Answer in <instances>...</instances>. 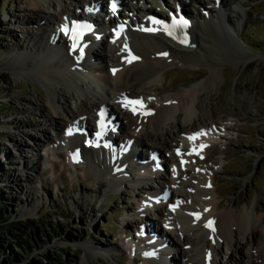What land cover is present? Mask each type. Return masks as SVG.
<instances>
[{
    "label": "rangeland",
    "instance_id": "rangeland-1",
    "mask_svg": "<svg viewBox=\"0 0 264 264\" xmlns=\"http://www.w3.org/2000/svg\"><path fill=\"white\" fill-rule=\"evenodd\" d=\"M24 1L0 0L1 196L3 202L9 204L6 209L9 220L22 222L21 233H29L36 242L30 244L28 238L20 233L23 246L30 247V251L22 255L20 263L31 259L43 260L50 251H61L65 255V264H133L134 256L139 258L137 264H146L141 253L132 251L129 246L139 245L135 240L145 221L160 229L165 225L154 209H141L140 201L146 191L159 199V202H153L155 205H165L167 202L160 203L159 197L167 200L173 192V185L169 186L166 182L161 192L154 180L148 182L150 185L145 190L141 189L142 185H146L145 181H139L140 186L133 187L126 180L118 191L107 174L75 170L71 154L60 147L57 140V134H61L60 127L53 122L46 123L43 119L45 114L39 112L48 106V99L55 91L58 97L66 98V105H74L75 97H68L73 88L64 82L54 87L47 86L33 74L19 77L18 70L10 65L12 55L25 49L27 43L26 40L21 41L23 34L20 29L13 30L17 25L10 23L14 15L27 12L22 10ZM152 1L156 8L162 7L154 3L155 0H133V7L129 4L128 9L133 13L138 5L137 14L141 16ZM198 1L199 6L195 10L198 12L194 14L196 18L199 21L215 19L211 0ZM190 3L195 4L194 0ZM224 3L227 29H233L235 34L232 36L238 45L225 40L219 33L213 39L225 44L229 56L237 57L238 64L235 65L234 59L225 60L215 85L197 95V108L191 121L199 127L198 118L202 119L210 125V130L204 131L202 141H198V151L201 152L196 157L200 159V170L192 166V172L185 178L193 184L199 174L208 178L213 173L220 210H242L244 207L251 210L255 205V215L261 219L264 218V0H224ZM52 14L56 19L59 17L58 12ZM101 52L96 51L103 54ZM202 61L199 64L174 63L165 68L164 78L160 77L152 83L153 87L162 89L161 92L156 94L151 87L144 90L148 103L155 105L161 97L184 93L191 85L201 81L209 73V62ZM25 63L32 65L31 60L26 59L17 67ZM105 89L111 97L114 95L115 89ZM108 100H105L108 105L113 104ZM119 107L115 105L116 110H120L121 105ZM125 110L130 116L134 115L131 109ZM60 115L54 119L61 126L67 118L64 114ZM47 118L51 119L49 115ZM184 122L181 116L180 125L183 126ZM166 125L170 133L165 138L171 141L177 130L175 119L167 121ZM121 135L118 139H122ZM143 139L147 140L144 136ZM142 152L152 162L153 156L147 149ZM160 162H163L162 159ZM168 167L162 171L166 177L170 173ZM176 191L181 194L183 203L190 201L191 189L177 186ZM168 218L172 225L179 220L174 213ZM262 225L264 227V222ZM52 229L56 230L53 234L50 233ZM184 232L195 237L192 230ZM172 234L168 237L162 235L163 242L174 261L180 263L177 258L181 246L179 232L176 229ZM207 237L211 240V236Z\"/></svg>",
    "mask_w": 264,
    "mask_h": 264
},
{
    "label": "bare ground",
    "instance_id": "bare-ground-1",
    "mask_svg": "<svg viewBox=\"0 0 264 264\" xmlns=\"http://www.w3.org/2000/svg\"><path fill=\"white\" fill-rule=\"evenodd\" d=\"M118 1L121 3V10L106 11L107 15H112L111 18L119 14L122 16L124 10L130 12L128 3L133 7V0ZM190 1L177 0L179 8L189 19V24L180 37L169 34L167 29L159 28L165 14L156 11L152 1L142 13L145 19L142 16L141 20L142 17H140L136 24L135 21L132 24L122 21L114 24L116 31H122L119 38L115 37L113 32L99 40L94 36L91 39L86 37L81 40L77 48H73L69 42V37L72 35H64L56 28H61L70 18L79 13L78 9L73 11L71 9H76L77 6L82 7L83 3H87L94 7L92 10H95L101 4V0H25L22 10H27V12L14 15L10 23L17 25L13 30L20 29V33L23 34L21 41L26 40L27 43H25V49L12 55L10 65L18 70L19 77L33 74L47 86L54 87L64 82L73 88L68 97H75L74 105L71 106L68 103L66 105L64 103L66 98L58 97L55 91L48 99V106L39 112L45 114L43 119L46 123L53 122L56 127H60L61 134H57L59 138L57 140L60 147L66 149L69 155L71 154L73 158V163H71L75 170L84 169L91 170L95 174H107L108 177L111 176L115 190H118L126 180L132 183L133 187H139L138 182L145 181L146 185H142L141 189L150 185L148 182L154 180L157 182V189L161 192L166 182L169 186L173 185V192L169 198H166L167 200L159 197L160 203L167 202L160 206L150 201L152 197H156L154 194L140 191L144 193L140 201L141 209L151 207L159 214V219H162L165 225L163 229L156 225L150 228L147 218L144 222L145 226L141 229L145 234L141 235L140 231L136 240L133 237L139 245L135 243L136 245H131L129 248L134 252L139 251L142 258L146 260V264H264V227L262 225L264 218L260 219L255 215V205L251 210L247 207L242 210L234 208L220 210L221 203L214 184L213 173L208 178L199 174L194 185L187 182L185 178L192 172V166L200 170L198 167L200 159L196 157L201 152L198 151L200 148L198 141L203 139L204 134L200 133L210 130V125L202 119L198 118L199 127L191 121L194 109L197 108L195 105L197 95L215 85L216 79L221 75V65L225 60L234 59L235 65L238 64L237 57L229 56L227 46L220 40L216 42L213 39L219 33L225 40L237 44L232 36L233 30L227 29L228 21L224 0H211L213 7V12H211L215 13L216 18H207L202 21L194 15L198 12L195 10L200 1L194 0L195 4H191ZM155 2L162 5L166 0H155ZM138 9L137 5L133 12L137 14ZM54 11L59 13L57 19L52 14ZM206 12L208 13L207 10ZM98 14L101 16L102 13ZM79 17L75 18L76 22L81 19ZM64 18L67 21L63 20ZM149 18H153V23ZM82 21L86 20L82 19ZM87 21L93 23L94 28L92 32L84 33L85 35H95L99 32L98 23L101 24L102 20L96 22L89 17ZM154 21H159V23H154ZM57 22L60 24L55 28ZM120 23L121 26H119ZM148 26L156 27L155 32L150 33L143 29ZM88 40L91 41V45H87ZM96 47L99 49L96 50ZM96 51H102L103 54L96 53ZM26 59L31 60L32 65H28L27 62L17 67ZM202 60L209 62V73L201 81L191 85L184 93L176 94L174 97L168 95L161 97L156 100L155 105L148 103L144 90L151 87L156 94L161 92L162 89L153 87L152 83L160 77L164 78L165 68L174 63L199 64L203 62ZM105 87L115 89L112 97L106 89L103 90ZM106 98L113 103L108 106L106 119L110 115H115L114 125L117 127V134L111 135L112 138L108 136L107 143L105 140L100 143L99 139L92 137L94 130L89 127V123L96 117L98 106L104 103ZM128 101H140V103L130 104L127 103ZM115 105L117 108L121 105V109L116 110ZM125 109H131L134 115L130 116L131 114L129 115ZM60 114H64L67 118L64 122H68L67 125L63 123L60 126L59 121L54 119ZM48 115L51 119L47 118ZM181 116L185 119L183 126L179 123ZM173 118L177 125L176 133L173 135L178 138L168 141L165 135L170 131L166 124ZM70 126L84 127L90 131L88 133L91 139L87 145L83 142L82 135L70 131ZM120 133L122 139H118ZM143 136L147 140H144ZM189 137L194 138L189 139ZM79 144L83 148L80 158L75 155ZM144 147L155 157H160L163 162L161 163L160 160L155 162L154 159L152 162L149 161L142 152L143 149L146 150ZM155 150L159 154L152 152ZM190 160L194 165L190 164ZM167 165L170 171L169 175L167 174L168 177L162 173L167 169ZM177 186L187 187L189 191L190 189L193 191L190 192L188 203L181 201L182 196L176 191ZM149 187L152 188V186ZM173 213L177 214L179 219L177 223L175 222L178 228L176 224L172 225L171 219L168 218ZM196 214L199 215V219L196 218ZM209 220L213 221L211 228L205 227ZM258 227L261 228L258 229ZM176 229L181 242L177 253L180 263L174 261L175 258L167 251L162 238V235L171 236L170 234ZM187 230H192L195 237L185 234L184 231ZM154 235H157V238L152 241L151 238ZM208 235L211 236V240L207 239ZM240 239L244 242L242 243ZM189 246L192 248L189 249ZM149 252H155V254ZM156 252L159 253L156 254ZM138 262L139 258L134 256L132 263L137 264Z\"/></svg>",
    "mask_w": 264,
    "mask_h": 264
},
{
    "label": "trees",
    "instance_id": "trees-1",
    "mask_svg": "<svg viewBox=\"0 0 264 264\" xmlns=\"http://www.w3.org/2000/svg\"><path fill=\"white\" fill-rule=\"evenodd\" d=\"M2 188L0 187V264H22L20 263L22 255L30 250L28 249L29 245L25 247L23 246L19 239L20 236L22 234L26 236L30 244H35L36 242L29 233H26L25 231L21 233L22 222L19 220H9V215L6 214V209L9 207V204L3 202L4 199L1 196L3 193ZM55 231V229H52L50 230V233L53 234ZM48 236H50V234ZM45 237L47 236L45 235ZM43 258V260L31 259V261L23 264H65L66 260L64 253L61 251H50L49 254L45 255Z\"/></svg>",
    "mask_w": 264,
    "mask_h": 264
},
{
    "label": "snow or ice",
    "instance_id": "snow-or-ice-1",
    "mask_svg": "<svg viewBox=\"0 0 264 264\" xmlns=\"http://www.w3.org/2000/svg\"><path fill=\"white\" fill-rule=\"evenodd\" d=\"M154 23H159V21H154ZM186 23V22H185ZM66 33H67V28H65V29H63ZM75 29H73V31H74ZM146 30H151V29H146ZM169 34H171V33H169ZM75 43L73 44V47L75 48ZM133 59H135V58H133ZM127 103H130V104H139L140 103V101H128ZM125 106H127V104H125ZM200 134H203V133H200ZM200 134H198V135H200ZM99 135V134H98ZM194 137H189V139H193ZM196 218L197 219H199V215L198 214H196ZM212 224H213V221H211V220H209L208 222H207V224L205 225V227H208V228H211L212 227Z\"/></svg>",
    "mask_w": 264,
    "mask_h": 264
}]
</instances>
